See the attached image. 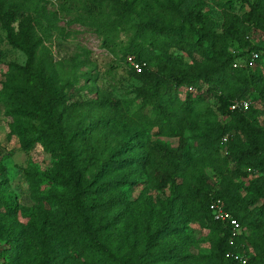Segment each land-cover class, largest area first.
Listing matches in <instances>:
<instances>
[{
    "label": "trees",
    "instance_id": "1",
    "mask_svg": "<svg viewBox=\"0 0 264 264\" xmlns=\"http://www.w3.org/2000/svg\"><path fill=\"white\" fill-rule=\"evenodd\" d=\"M51 1L0 0L5 41L25 57L0 81V113L23 149L38 145L51 159L27 175L31 206H17L0 183V264H238L228 253L264 264V0H218L217 28L207 0H58L82 11L68 23L112 54L107 74L121 70L132 82L127 98L97 86L86 49L66 63L52 57L44 45L56 30ZM128 58L145 67L137 73ZM236 101L261 109L231 111ZM135 170L167 196L155 227L142 231L122 224L112 181L131 184ZM216 199L242 227L233 245L212 218ZM191 222L209 231L205 254L185 244Z\"/></svg>",
    "mask_w": 264,
    "mask_h": 264
},
{
    "label": "rangeland",
    "instance_id": "2",
    "mask_svg": "<svg viewBox=\"0 0 264 264\" xmlns=\"http://www.w3.org/2000/svg\"><path fill=\"white\" fill-rule=\"evenodd\" d=\"M218 0H207L205 2V11L209 14L214 27L217 28L220 24V8L217 6ZM48 13L58 12L56 21V30L50 32L47 36L44 45L49 48L52 57L60 62L66 63L70 58L79 53L80 50L86 49L89 51V57L96 65V73H98L97 86L106 91H111L119 98H127L132 90V82L127 80L126 76L121 70L108 75V66L112 61V54L101 46L100 38L88 28L78 24H69L68 21L75 17L77 13L76 8L67 10L66 4L61 1L53 0L46 5ZM59 30H64L60 33ZM38 37H46L41 30L37 31ZM129 34V33H128ZM127 34L121 35L120 39L126 41ZM254 44H263L259 34L252 35ZM25 57L19 51L12 49L5 41V34L0 28V81L4 80L6 73L9 70V65H23ZM237 63L244 64L245 59H238ZM88 69V68H87ZM86 68L81 71H87ZM83 80L80 81L79 86L84 85ZM81 95V94H80ZM250 105L254 109H261L258 102L251 101ZM258 121L264 122V116L260 113ZM9 119L0 113V183L8 189L12 197H15L17 206L25 207L33 204L31 193L28 186L27 175L36 171H45L50 167L51 159L49 155L42 152L37 145L33 149H23L17 136H9ZM233 136L232 134H230ZM229 135V136H230ZM240 141L244 142L241 137ZM168 141V140H166ZM168 142L174 143L175 140ZM235 142H231V146ZM233 168L235 164H231ZM209 179L215 184H218V179L213 176V173L206 170ZM117 178V177H116ZM112 181L120 185L118 190L119 195L123 198V204L119 210L121 214L120 220L122 224H136L139 230H144L147 227H155L159 214L162 212L163 205L167 200L166 195L158 194L154 191H149L147 186V176L145 173L135 170L131 177V184L125 181L121 176ZM251 179L249 176L246 180L241 181L248 184ZM46 191L58 190L53 184L43 186ZM152 211V212H151ZM17 219L22 222L20 215ZM185 235L188 237L186 245L190 250L196 254H205L209 250L207 242L209 231L200 226L196 222H191L187 225ZM178 245H183L184 240L172 239Z\"/></svg>",
    "mask_w": 264,
    "mask_h": 264
},
{
    "label": "built area",
    "instance_id": "3",
    "mask_svg": "<svg viewBox=\"0 0 264 264\" xmlns=\"http://www.w3.org/2000/svg\"><path fill=\"white\" fill-rule=\"evenodd\" d=\"M257 57L256 54H252V59H255ZM127 63L129 66L136 71L137 73L141 72L143 68L145 67V64L137 63L132 58L127 59ZM241 64L235 62L234 67H240ZM250 107L249 101H236L232 104L230 107L231 111L235 110H241V111H247ZM228 140V136H225L222 138V145L226 144ZM211 212H212V218L214 221L221 223L225 227H227L228 231L230 232V240L229 245H233V238L236 236H239L242 234V227L238 223V221L224 208L223 203L216 199L212 201L211 203ZM227 257L231 258L233 261L237 262L238 264H249L248 257H246L242 253H228Z\"/></svg>",
    "mask_w": 264,
    "mask_h": 264
}]
</instances>
